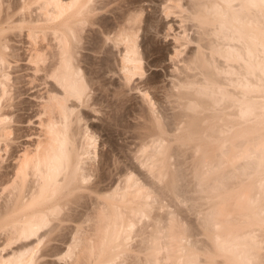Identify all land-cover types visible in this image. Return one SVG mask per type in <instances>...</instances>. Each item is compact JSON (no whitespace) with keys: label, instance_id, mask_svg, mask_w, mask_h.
<instances>
[{"label":"bare ground","instance_id":"obj_1","mask_svg":"<svg viewBox=\"0 0 264 264\" xmlns=\"http://www.w3.org/2000/svg\"><path fill=\"white\" fill-rule=\"evenodd\" d=\"M144 1L0 0V264H264V0Z\"/></svg>","mask_w":264,"mask_h":264},{"label":"rangeland","instance_id":"obj_2","mask_svg":"<svg viewBox=\"0 0 264 264\" xmlns=\"http://www.w3.org/2000/svg\"><path fill=\"white\" fill-rule=\"evenodd\" d=\"M150 1V0H149ZM154 1V2H153ZM153 1H150V2H148V1H144V5H149L148 6V8L146 9V11L144 12V16H145V14L147 13V12H150V14L152 13V10L155 8L156 9V7H157V4H155V2H156V0H153ZM157 3V2H156ZM153 6H154V8H153ZM156 6V7H155ZM150 9V10H149ZM152 9V10H151ZM154 11V13H152V15L154 16V19H155V21H156V23L158 24V27H162V26H164L163 25V23H165L168 19H170V17H168L167 19H166V17L164 18V17H162V15L159 13V12H157V11H155V10H153ZM159 19V20H158ZM164 20V21H163ZM163 22V23H162ZM162 25V26H161ZM154 31V30H153ZM151 33H152V31H151ZM150 34V33H149ZM153 34V33H152ZM160 36V37H159ZM158 37V38H157ZM156 38L159 40V43L160 44H164L165 43V40H161V35H158ZM169 38H171V36L170 37H167V41L166 42H168V40H169ZM161 41H162V43H161ZM169 42H171V40L169 41ZM153 69H151V70H148V73L149 72H151ZM158 71H161L162 72V70H158ZM27 87H29V85L27 86ZM35 90V89H34ZM32 91V90H31ZM133 91V92H132ZM132 91H130V93H129V96H130V103L131 102H133V103H135L139 98H137L138 96H137V94H138V92L136 91V90H132ZM136 96V97H135ZM24 97L25 98H27L28 97V95L27 94H25L24 95ZM29 98H31V99H34L33 97H31V96H29ZM87 108V107H86ZM86 108H83L84 110H87V111H90L89 112V114L90 115H99V116H101L102 114L101 113H99V112H95V111H91V110H89L88 108L86 109ZM95 112V113H94ZM101 114V115H100ZM35 119V118H34ZM92 120L95 122V123H97L98 122V120L95 118L94 119V117H92ZM128 120V119H127ZM127 120H123V122H117L116 123V125L114 124V125H112V127H111V134H112V136H113V139L115 140V142H117V143H119V144H121V145H124V146H127L128 144H130V146H131V143H132V146H134V142L136 141V138L135 137H133L134 135H133V129H129V128H127V124H126V122H128ZM129 121H130V119H129ZM100 123V122H99ZM99 123H97V124H99ZM25 127H27L28 125H30V126H34V127H37L36 125H38L37 124V122H35V123H31V124H28V123H24L23 124ZM34 130V129H33ZM131 134V135H130ZM106 135H104V137H105ZM27 138V137H26ZM26 138L24 137H22V138H20L19 140L21 141L22 139L23 140H26ZM18 140V141H19ZM19 141V142H20ZM131 142V143H130ZM18 143H16L15 145H17ZM107 146V145H106ZM106 146H105V148H106ZM190 215V214H189ZM191 217H193L192 215H190ZM62 264L64 263V262H61ZM65 264V263H64Z\"/></svg>","mask_w":264,"mask_h":264}]
</instances>
